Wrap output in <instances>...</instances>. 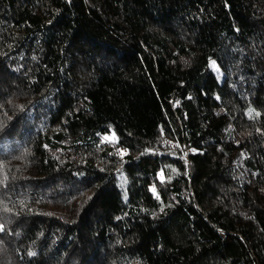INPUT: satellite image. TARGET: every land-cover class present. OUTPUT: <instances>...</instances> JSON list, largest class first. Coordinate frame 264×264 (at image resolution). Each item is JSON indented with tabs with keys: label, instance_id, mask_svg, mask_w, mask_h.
Wrapping results in <instances>:
<instances>
[{
	"label": "trees",
	"instance_id": "trees-1",
	"mask_svg": "<svg viewBox=\"0 0 264 264\" xmlns=\"http://www.w3.org/2000/svg\"><path fill=\"white\" fill-rule=\"evenodd\" d=\"M0 264H264V0H0Z\"/></svg>",
	"mask_w": 264,
	"mask_h": 264
},
{
	"label": "rangeland",
	"instance_id": "rangeland-1",
	"mask_svg": "<svg viewBox=\"0 0 264 264\" xmlns=\"http://www.w3.org/2000/svg\"><path fill=\"white\" fill-rule=\"evenodd\" d=\"M107 139L110 140V139H112V137L111 136H107Z\"/></svg>",
	"mask_w": 264,
	"mask_h": 264
},
{
	"label": "snow or ice",
	"instance_id": "snow-or-ice-1",
	"mask_svg": "<svg viewBox=\"0 0 264 264\" xmlns=\"http://www.w3.org/2000/svg\"><path fill=\"white\" fill-rule=\"evenodd\" d=\"M105 139H107V137H105ZM30 255H31V253H30Z\"/></svg>",
	"mask_w": 264,
	"mask_h": 264
}]
</instances>
